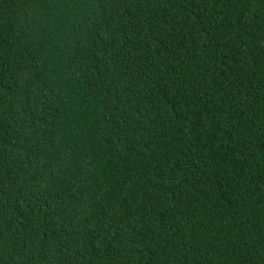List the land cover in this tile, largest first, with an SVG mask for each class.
Masks as SVG:
<instances>
[{
	"label": "trees",
	"instance_id": "1",
	"mask_svg": "<svg viewBox=\"0 0 264 264\" xmlns=\"http://www.w3.org/2000/svg\"><path fill=\"white\" fill-rule=\"evenodd\" d=\"M0 264H264V0H0Z\"/></svg>",
	"mask_w": 264,
	"mask_h": 264
},
{
	"label": "snow or ice",
	"instance_id": "2",
	"mask_svg": "<svg viewBox=\"0 0 264 264\" xmlns=\"http://www.w3.org/2000/svg\"><path fill=\"white\" fill-rule=\"evenodd\" d=\"M65 2H67V0H65ZM52 3H56V0H52Z\"/></svg>",
	"mask_w": 264,
	"mask_h": 264
}]
</instances>
